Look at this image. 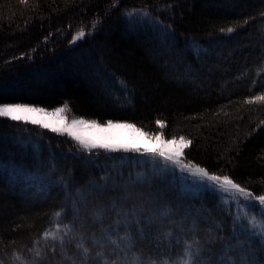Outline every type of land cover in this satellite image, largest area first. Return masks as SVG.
<instances>
[{"label": "trees", "instance_id": "16d2710c", "mask_svg": "<svg viewBox=\"0 0 264 264\" xmlns=\"http://www.w3.org/2000/svg\"><path fill=\"white\" fill-rule=\"evenodd\" d=\"M262 65L264 0H0V104L67 102L72 115L183 137L184 162L253 196L264 195ZM142 153H86L0 118V264H159L186 251L196 264H264L243 219L264 208L187 192L185 171ZM155 182L168 185L156 194Z\"/></svg>", "mask_w": 264, "mask_h": 264}, {"label": "snow or ice", "instance_id": "6c2138e0", "mask_svg": "<svg viewBox=\"0 0 264 264\" xmlns=\"http://www.w3.org/2000/svg\"><path fill=\"white\" fill-rule=\"evenodd\" d=\"M113 6H116L115 4ZM131 15V13H128ZM142 15L147 17L148 13L146 10L142 11ZM245 24L248 23L247 20L244 21ZM95 27V24L92 25ZM235 29L233 27H228L227 29H221V31H227L232 33ZM86 35L84 31V26H81L80 30L77 32L76 36L73 37V41L79 38H83ZM259 71H264V65L261 66ZM264 99V96L260 97ZM68 108L67 102H65L64 107L55 109V112L49 113L44 108L33 107L31 105L25 104H0V118H7L12 121H23L26 123H31L34 125H39L43 128L50 129L53 132L64 133L66 132L74 140L78 141L79 144L85 150H91L93 148H102L106 151H135L141 152V148L138 146V137L147 138L148 134L142 132L140 129L136 128L133 124L113 122L112 120L107 121L106 124H100L97 121H88L84 119L73 120L71 126L68 125H54L49 123L46 119L50 116H55L60 113H63L65 109ZM157 123H160L157 121ZM80 129V130H77ZM128 131L132 135H125V132ZM167 145H177V140L172 139L170 141L164 142ZM191 144V141H185L183 137L179 140V147L176 148L174 152H169L163 150V148H148L143 149L145 155H151L154 158L159 157L166 162L177 163L179 157L182 155L184 148L188 147ZM194 174H202L203 176L208 177L209 180L214 182H220V188L226 193H231V190H236L235 193H232V198H235V195H240L244 197L246 203L237 201V203H242V207L247 209L249 207H260L264 208V195L253 196L251 192L246 191L244 188H241L240 185L234 183L228 176L218 177V176H209V174L203 169L197 166L196 172ZM258 201V205L257 202ZM55 217H60L61 213L56 212L53 214ZM240 219V217H238ZM243 219L250 220L253 228V234L264 239V216L259 220L255 216L248 217L247 213H244ZM45 237L49 235L53 239H56V233L45 232ZM81 247V245H78ZM190 247V246H189ZM83 252L85 255H88V249L84 248ZM99 255V253L97 254ZM184 256L187 258L180 257L177 260L169 261L163 260L159 264H196V261L199 257V252L195 255L190 251H186ZM139 261L140 258L138 257ZM107 264V261H105ZM149 264H157L156 261H149Z\"/></svg>", "mask_w": 264, "mask_h": 264}, {"label": "rangeland", "instance_id": "374dc122", "mask_svg": "<svg viewBox=\"0 0 264 264\" xmlns=\"http://www.w3.org/2000/svg\"><path fill=\"white\" fill-rule=\"evenodd\" d=\"M122 20H120V21H122ZM126 22H130V21H126ZM113 23L117 24L118 21H116V19H114ZM113 23L111 25H107V27L104 29L103 32L105 34L108 33L107 32L108 28L113 29V27L115 26ZM133 25H135V23ZM79 39H81V38H79ZM79 39L74 40V42H76ZM8 104H19V103H8ZM25 105H30V104H25ZM31 106L38 107V106H34V105H31ZM62 107H64V106H60V107H56V108H52V109H46V108H44V109L47 112L52 113V112H55V109L62 108ZM38 108H43V107H38ZM46 119L48 120L49 123H52L54 125H61V126L65 125V124L68 125V126H71L73 120H79V119H84V120H88V121H93V120L97 121L95 119H89V118H85V117H81V116L72 115L71 113H69L67 108L65 109V111L63 113H60V114L55 115V116L47 117ZM97 122L100 123V124H106L107 123V122H99V121H97ZM113 122L132 124V123L123 122V121H113ZM135 127L140 129L142 132L148 134L147 138L139 137L138 134H137L138 146L141 148L142 152H143V149L145 147L157 148V149L163 148V150L169 151V152H174L176 150V148L179 147L180 138H166L160 133L147 132V131L143 130L142 128H140V127H138L136 125H135ZM77 130H80V129H77ZM63 134H67V133L64 132ZM125 135L126 136L127 135H132V133L126 131ZM172 139L177 140V142H178L177 145H167V144L164 143L165 141H170ZM76 142L79 144L78 141H76ZM79 146H80V149L83 150L86 153H91L93 150H100V152H108V153L121 152V154H128V152H129V151H127V152L126 151H106V150H104L102 148H93L91 150H85L84 148H82V146L80 144H79ZM182 157H183V153L179 157L178 162L175 163V164H176V166L178 168H180L183 171H185L184 173L186 175L181 174V177L179 178V182H181V184L184 186L185 191L194 192V191H198V190H203L204 188H208V190H207L208 194L215 193V195L217 197H218V195H221L224 198V200H226L227 202H230V198L229 197L232 196V193H235L236 190L233 189V190H231V193H226V192H224V190L222 188H220V183L223 182L222 180L218 183V182H214L212 180H209L208 177L203 176L202 174H194L196 172V170L193 169V167L190 164H188L187 161L184 162L185 160L183 161ZM155 158L163 160V159L159 158L158 156L155 157ZM163 161H165V160H163ZM171 164H173V163H171ZM165 171L166 170H163V172H165ZM173 179H174V177H172V175L169 174V176L167 177V183L172 182ZM127 180H128V178L123 179V181L125 183L124 185H126ZM189 180H191L192 183H190ZM121 183H123V182H121ZM155 183L156 184L152 185V187H151L152 190H150V191L153 192V193H156V194L161 191L160 188L166 187L168 185L167 183H165V185H163L161 183H158V182H155ZM171 200L173 201V200H175V198H171ZM237 201H240V202L244 201V197L240 196V195H235V198H234L233 202H237ZM160 204H163V202H161ZM159 206L161 207V205H159ZM159 212L162 214L163 210L159 209Z\"/></svg>", "mask_w": 264, "mask_h": 264}]
</instances>
